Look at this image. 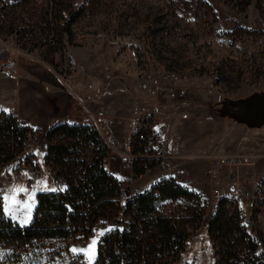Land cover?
I'll use <instances>...</instances> for the list:
<instances>
[{
  "label": "rangeland",
  "instance_id": "obj_1",
  "mask_svg": "<svg viewBox=\"0 0 264 264\" xmlns=\"http://www.w3.org/2000/svg\"><path fill=\"white\" fill-rule=\"evenodd\" d=\"M52 3L60 11L59 25L48 29L44 21ZM65 56L78 67L65 82L89 100L90 110H107L112 117L115 140L105 162L110 176L125 184V202H113L109 217L96 222L92 217L81 225L70 218L58 222L61 205L69 216L80 200L38 211L39 196L58 189L75 196L81 167L50 168L34 154L1 163L4 221L21 228L35 220L43 225L26 241L0 243V264H106L99 250L109 248L118 232L130 231L136 200L144 194L152 198L153 217L172 220L187 237L171 251H153L148 243L142 257L151 256L155 264H264V125L248 124L241 117L245 110L235 111L264 94V0H0V65L20 62L35 80L46 66L58 76ZM167 71L189 74L185 97L143 87H152ZM157 104L170 110L165 127L181 140V154L161 166L156 159L160 144L150 157L137 159L132 172L125 145L136 144L140 118ZM57 140L65 146L74 142L65 134ZM85 140L80 147L87 146ZM25 142V149L30 151L31 144L38 153L43 141ZM94 150L84 149L92 162ZM136 152L142 150L137 146ZM235 154L259 157L255 166H243L234 175L225 169L211 180V159ZM166 182L193 196L163 195L158 187ZM246 190L255 196L236 205L234 195ZM218 213L233 219L231 234L211 231ZM151 233L160 231L139 229L138 236ZM226 235L238 238L229 262L218 255L226 250L221 237Z\"/></svg>",
  "mask_w": 264,
  "mask_h": 264
},
{
  "label": "trees",
  "instance_id": "obj_2",
  "mask_svg": "<svg viewBox=\"0 0 264 264\" xmlns=\"http://www.w3.org/2000/svg\"><path fill=\"white\" fill-rule=\"evenodd\" d=\"M54 6L58 10V15L56 17V23L58 26L60 11L55 4ZM47 28L53 29L51 27ZM9 128L10 126L8 125L0 126V135L7 134ZM13 132L15 136H25L26 129L16 127L13 129ZM11 133L12 132L10 131L9 135H11ZM63 134L67 135V137L72 139L74 142L67 144L66 146L62 143L60 144L57 138ZM49 137L50 139L55 140V144L50 146L51 153L48 155L46 160H54L53 165H56L54 167H60L61 169L70 166H80L81 169L75 178L77 180L73 186L75 196L62 193H55L52 195H49V193L46 192L42 193L39 196L40 203L37 210L48 211L50 209L52 210L56 207V205L58 206L61 201L69 202L71 200H80L78 204L74 203V212L69 216L66 214V209L62 208L63 206L60 204L61 209L58 211L60 214L56 217L57 221L60 222V219L65 221V219L70 218L72 219L73 224L81 225L85 222L87 217H92L94 222L103 217H109L110 214L107 213H109L113 204V201L109 200V198L115 196L117 180L106 173L98 172V168L102 165L104 159L103 150L97 149L93 151L95 156L93 157L94 162L92 165H89L86 160L89 156H85L84 154V149H87L89 143L87 146H81L82 150L77 151V148L80 147V143H82L83 140L86 139L85 141H89L90 143L96 141V135L81 125L63 123L53 129L51 134L49 133ZM27 138L28 137H26V139ZM1 139L2 137H0V153L6 152L7 150L5 144L1 142ZM66 163L71 165L68 166ZM158 188L162 190L163 195L166 196H193V194H187L176 190L174 185L170 182H166ZM151 199L152 198L148 194H144L137 198L136 201L139 205L137 208L138 214L133 217L134 222L130 225V231L123 230L118 232V235L114 239L110 240L109 248L99 250L101 257L100 261L107 262L106 264H141L145 260L144 264H155V262H152L153 259L151 256H147L146 258L142 257L145 253V248H149V245L146 246V244L149 243L152 246L153 251L156 252L171 251L174 248L181 247L183 245L187 237L186 234L180 233L176 224L172 223V220L162 217L154 218L151 213ZM131 208L132 206H129V209ZM4 215L0 199V243L15 244L20 241H26L33 235L36 227H41V225H43V222L35 220L32 222L30 227L21 228L11 224L10 222H5V218L3 217ZM140 219H143V221H140ZM141 222H143L144 227H139ZM151 227L159 230L160 233H151L147 238L138 236L139 229H145V231H148ZM210 227L213 232L225 230L227 233L231 234L234 228L233 219H225L223 214L218 213L211 222ZM230 236L231 237H228V235L221 236L225 239L222 244L226 247L227 253L226 250L224 252H218V255H221L224 259L226 258L225 261L227 262L231 259V261H233L235 257V253L233 252L235 246L233 239L235 241L238 239L235 236ZM154 237L158 238L157 242H151ZM115 246H118V249L121 252L115 253ZM252 264H254V262H252Z\"/></svg>",
  "mask_w": 264,
  "mask_h": 264
},
{
  "label": "built area",
  "instance_id": "obj_3",
  "mask_svg": "<svg viewBox=\"0 0 264 264\" xmlns=\"http://www.w3.org/2000/svg\"><path fill=\"white\" fill-rule=\"evenodd\" d=\"M58 15V10L52 3L47 12L46 21L44 22V27L54 28L57 26L56 17ZM78 72V67L75 62L69 57L65 56V59L61 63V68L58 70L57 74L62 80H68L73 78ZM191 79L187 72L179 71H167L163 73L160 81L156 82L152 87L148 86L147 83L143 85L146 89H154L156 93H175L179 97L183 98L188 94L191 87ZM79 122L78 125L86 127L91 133L96 135V141L91 142L87 149L91 147H96L97 149L103 150L104 159L102 165L98 168V172L106 173L110 175L108 170L106 159L110 154V146L115 140V132L112 128V117L107 110L93 111L85 106L79 108ZM170 117V110L159 104L153 106L147 110L143 116L140 118L139 126L136 130V144L128 143L125 145V154L128 156L132 163V172L134 171V162L141 157H150V150L156 148L160 144L163 145L162 152L156 155L158 164L161 166L168 165L172 160L179 157L182 150L181 141L170 134L165 127L166 120ZM183 117H188L187 113L183 114ZM15 119V120H12ZM10 121V122H8ZM8 122V124H7ZM8 125L10 128L7 134L0 135L2 137L1 142L6 146V152L0 153V162H12V161H23L30 156L25 149L26 137L34 139L35 132L32 127L28 124H22L18 118L16 109L13 106L8 107L4 113L0 114V126ZM16 127H22L26 129L25 136H15L13 129ZM8 128V127H7ZM10 131L12 132L9 135ZM36 139V138H35ZM142 150L141 153L136 152L137 146ZM82 150L81 147L77 148V151ZM258 155H218L214 156L210 162V179L216 180L222 172L226 169L231 175L235 172L240 171L243 166H255L257 164ZM89 165H92L90 157H87ZM54 160H47L45 163L51 168L53 166ZM59 170L60 167H57ZM96 170V169H95ZM132 173V177H133ZM240 182L236 188H239ZM185 187V184L182 185ZM125 184L121 181H117L115 196L110 197L109 200L124 204V190ZM258 190H261V185ZM218 193L219 190L215 189ZM55 193H61V190H56ZM62 194H66L62 192ZM255 196V191L246 190L243 194H235L234 202L236 205H242L246 200L252 199ZM242 211V210H240ZM243 212V211H242ZM7 219V216H3ZM121 234V233H120ZM122 235V234H121Z\"/></svg>",
  "mask_w": 264,
  "mask_h": 264
},
{
  "label": "crops",
  "instance_id": "obj_4",
  "mask_svg": "<svg viewBox=\"0 0 264 264\" xmlns=\"http://www.w3.org/2000/svg\"><path fill=\"white\" fill-rule=\"evenodd\" d=\"M3 67L9 70H1ZM27 73L20 62L0 65V112H4L10 105H15L20 122L32 127L35 132L34 139L40 137L43 142L38 153L31 144V150L27 149L28 155H39L40 164L47 161L46 158L51 153L50 146L55 144L49 133L63 123L78 125L80 106L88 108L90 102L74 91L73 83L60 79L48 66L35 80ZM166 124L167 122L165 126ZM118 176L120 179H126V175Z\"/></svg>",
  "mask_w": 264,
  "mask_h": 264
},
{
  "label": "water",
  "instance_id": "obj_5",
  "mask_svg": "<svg viewBox=\"0 0 264 264\" xmlns=\"http://www.w3.org/2000/svg\"><path fill=\"white\" fill-rule=\"evenodd\" d=\"M245 110V115H241L248 124L264 125V94L255 95L249 101L237 106L236 112Z\"/></svg>",
  "mask_w": 264,
  "mask_h": 264
}]
</instances>
